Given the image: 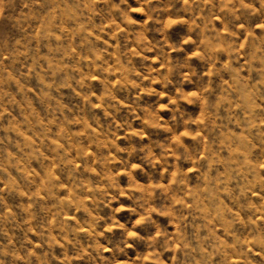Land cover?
Returning <instances> with one entry per match:
<instances>
[{"label":"rangeland","instance_id":"374dc122","mask_svg":"<svg viewBox=\"0 0 264 264\" xmlns=\"http://www.w3.org/2000/svg\"><path fill=\"white\" fill-rule=\"evenodd\" d=\"M0 264H264V0H0Z\"/></svg>","mask_w":264,"mask_h":264}]
</instances>
